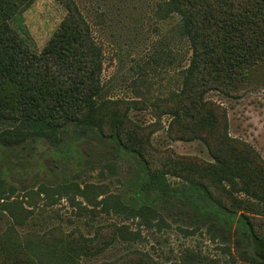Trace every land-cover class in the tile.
<instances>
[{
  "label": "rangeland",
  "instance_id": "rangeland-1",
  "mask_svg": "<svg viewBox=\"0 0 264 264\" xmlns=\"http://www.w3.org/2000/svg\"><path fill=\"white\" fill-rule=\"evenodd\" d=\"M74 1L101 50L103 95L129 102L120 103L121 109L109 107L103 119L116 111L128 133L136 124L141 126L135 130L144 137L154 166L167 170L175 189H186L184 180L195 178L222 196L224 184L233 194L232 198L223 194L229 205L251 216L264 234V195L257 207L245 204L248 195L240 190L244 183L264 185V175L241 180L242 184L239 178L237 184L223 181V153L211 152L192 132L170 133V116L157 109L163 98L180 88L192 54L180 18L163 11L167 0ZM63 3L33 0L15 14L14 28L35 52L43 50L66 16ZM259 70L253 73L252 84L264 81ZM250 88L242 96L213 91L207 98L225 108L232 145L245 143L264 159V85ZM6 128L0 126V248L11 257L4 264H105L131 247L147 252L151 260L124 255L122 264H249L243 257L246 247L238 217L226 228L228 219L213 222L199 217L177 196L158 201L155 215L146 218L116 211L120 208L116 199L131 206V196H136L139 161L97 133L88 132L87 137L83 130L72 131L52 143ZM220 134L223 137V126L213 135ZM172 165L179 174L172 172ZM253 207L254 211L249 209ZM108 223L127 225L124 230L133 235L125 233L126 239L118 237L97 253L96 240L83 238Z\"/></svg>",
  "mask_w": 264,
  "mask_h": 264
},
{
  "label": "trees",
  "instance_id": "trees-1",
  "mask_svg": "<svg viewBox=\"0 0 264 264\" xmlns=\"http://www.w3.org/2000/svg\"><path fill=\"white\" fill-rule=\"evenodd\" d=\"M32 1L0 0V126L20 129L23 137L38 141L46 138L52 143L72 131L83 130L81 133L87 137L88 132L97 133L102 141L116 145L122 154L135 156L139 161L140 175L133 187L138 200L131 196V206H126L123 198L122 202L116 199V206L120 207H115L116 211L129 210L146 218L155 215L158 201L177 196L199 217L213 222L228 219L226 228L238 217L246 247L244 260L264 264V234L251 216L229 205L224 196L232 198L233 194L224 184L222 196L205 181L195 178L184 180L186 189H175L167 170L154 166L144 137L137 134L141 126L136 124L138 130L128 133L116 111L103 119V112L109 107L121 109L120 103L129 102L103 95L101 50L74 0H59L64 2L66 16L41 52L31 49L14 28L13 19ZM162 8L166 15L175 13L180 18L181 32L192 49L180 88L163 98L157 107L160 113L170 116L168 131L174 135L192 132L206 142L211 152H222L223 181L237 184L239 178L242 184L241 180L261 179L264 159L245 143L239 147L232 145L234 141L226 131L225 108L207 95L219 91L226 96H242L251 86L264 85V81L251 82L256 69L264 72V0H167ZM106 126L111 131L106 132ZM222 126L223 137L213 135ZM171 169L179 174L174 166ZM244 184L240 190L251 199L245 204L259 207L264 185L259 181H255L259 188ZM189 192L196 197H190ZM124 229L129 228L108 223L98 226L94 236L83 239L96 240L94 248L99 253L118 237L126 239L125 233L130 234L129 238L133 235ZM124 255H144L151 260L147 252L131 247L105 264H122ZM10 257L0 248L1 264Z\"/></svg>",
  "mask_w": 264,
  "mask_h": 264
}]
</instances>
